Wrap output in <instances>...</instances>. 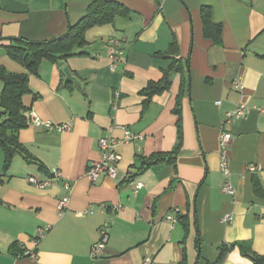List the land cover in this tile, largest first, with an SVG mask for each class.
I'll list each match as a JSON object with an SVG mask.
<instances>
[{"label": "crops", "instance_id": "obj_1", "mask_svg": "<svg viewBox=\"0 0 264 264\" xmlns=\"http://www.w3.org/2000/svg\"><path fill=\"white\" fill-rule=\"evenodd\" d=\"M110 1L127 7L130 18L90 29L80 55L45 59L29 74L31 94L23 98L28 126L18 137L30 159L16 154L5 169L0 149V264H253L250 257L264 256V114L258 110L264 107V0ZM91 2L0 0V65L26 73L6 55L11 39L60 37ZM202 7L211 8L212 21L222 26L221 44L204 36ZM111 39L121 42L115 70ZM64 66L82 87L64 82ZM237 76L243 90L233 85ZM164 80L167 89L147 95L150 85ZM240 104L250 113L226 126L233 135V198L222 191L219 137L226 113ZM31 109L43 121L71 128L35 126ZM114 125L143 139L116 146L122 156L116 180L101 174L91 181L87 171L100 161L99 140ZM112 135L121 140L124 132L116 128ZM155 156L161 160L143 169ZM251 165L260 169L250 171ZM56 170L72 184L61 216L62 182L40 189L28 181ZM256 180L261 194L254 191ZM170 214L175 223L167 220ZM227 215L233 220L226 223ZM105 224L108 242L92 258ZM46 225L52 228L36 258L27 256L37 229Z\"/></svg>", "mask_w": 264, "mask_h": 264}, {"label": "trees", "instance_id": "obj_2", "mask_svg": "<svg viewBox=\"0 0 264 264\" xmlns=\"http://www.w3.org/2000/svg\"><path fill=\"white\" fill-rule=\"evenodd\" d=\"M130 10L123 4L110 0H92L86 14L74 25L69 26L68 31L55 39L43 42L28 41L25 39H11V43L4 47L6 55L26 69L24 74H14L0 65V108L2 110L0 122V149L5 154V169L8 168L12 158L16 154H22L27 160L29 153L21 144L18 134L27 127L26 117L23 112L25 106L23 98L31 94L29 87V74L37 72L43 60L61 61L80 55L78 50L87 44L86 33L95 27L114 25L117 19H129ZM204 36L210 38L215 44H221L222 26L212 21V12L209 7L201 9ZM168 88L167 80L164 85H150L147 95L152 96L161 93ZM161 159L151 157L143 164V169ZM130 180V179H129ZM131 180L130 182H132ZM254 191L261 194L258 181H254ZM182 220L183 216L179 215ZM186 237L189 231V223H185ZM185 243V242H184ZM242 253L249 256L244 245H240ZM183 250L184 244H183ZM226 252L223 250L222 254ZM250 257V256H249ZM253 264H264V256L250 257Z\"/></svg>", "mask_w": 264, "mask_h": 264}, {"label": "built area", "instance_id": "obj_3", "mask_svg": "<svg viewBox=\"0 0 264 264\" xmlns=\"http://www.w3.org/2000/svg\"><path fill=\"white\" fill-rule=\"evenodd\" d=\"M108 44H109L107 48L108 54L112 60L110 67L112 70H115L116 65L122 54L120 50L121 42L117 39H111ZM233 85L238 90L242 88L239 76L234 78ZM119 99H120V93L116 92L110 103L114 111L119 108V104H118ZM258 110L264 113V107L259 108ZM250 111L251 109L248 108L247 105L240 104L232 111L226 113L225 119L222 122V130L219 137L220 169L224 175V185L222 191L224 194L231 196L233 198L236 196V189L231 183V169H230V157H229V149L233 141V135L229 130L226 129V126L232 124L234 121L246 118L250 113ZM28 117L31 118L33 125L44 127L48 131L64 132L71 128V123H66L63 125H55L52 122L43 121L37 115V113L32 109L29 110ZM116 128L124 132V136L121 140L116 139L112 135V131ZM142 139H143L142 136L133 133L126 127L116 126V125L111 127L108 130V133L103 135L99 140V146L101 149V158L100 161L94 162L89 166V169L87 171V177L91 181H96L101 174H106L111 179L116 180L118 178V165L122 160V156L118 154V152L116 151V146L120 142L135 143L142 141ZM259 169L260 167H257L255 165L249 166L250 171H256ZM28 181L31 184L39 187L40 189H44L46 187H50L59 184V182H62L63 188L67 194L58 203V212L59 215L61 216L64 210L68 207L70 201V195L72 192V184L63 179L62 173L59 170H56L54 173H52V176L48 177L47 179H38L36 177H30ZM143 186L144 185L142 183H136L137 189H141ZM88 212L92 213L93 210L90 209ZM174 212L179 214L180 211L176 209ZM167 220L172 223L176 222L172 214L168 215ZM232 220H233L232 216L227 215L224 221L227 223ZM51 228L52 227L50 225H46L43 227H39L37 229L35 236L32 238L33 248L31 250L26 251L25 253L27 256L36 258V248L39 242L46 236V234L51 230ZM100 233H101L100 241L97 244H95L91 249L92 258H96L102 254V251L109 239V225L105 224L103 227H101ZM150 262H151L150 259H146L145 261L146 264H150Z\"/></svg>", "mask_w": 264, "mask_h": 264}, {"label": "water", "instance_id": "obj_4", "mask_svg": "<svg viewBox=\"0 0 264 264\" xmlns=\"http://www.w3.org/2000/svg\"><path fill=\"white\" fill-rule=\"evenodd\" d=\"M63 76H64V82H70V83H75L76 85L82 87L81 82L72 74L70 71L69 67L64 66L61 70Z\"/></svg>", "mask_w": 264, "mask_h": 264}, {"label": "bare ground", "instance_id": "obj_5", "mask_svg": "<svg viewBox=\"0 0 264 264\" xmlns=\"http://www.w3.org/2000/svg\"><path fill=\"white\" fill-rule=\"evenodd\" d=\"M240 90H243V86H242V88L240 89ZM262 113V112H261ZM264 114V113H263Z\"/></svg>", "mask_w": 264, "mask_h": 264}]
</instances>
